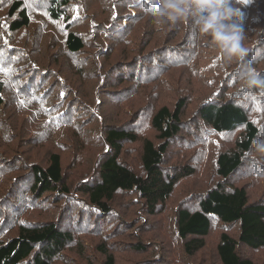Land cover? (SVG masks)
Masks as SVG:
<instances>
[{"label":"trees","instance_id":"trees-1","mask_svg":"<svg viewBox=\"0 0 264 264\" xmlns=\"http://www.w3.org/2000/svg\"><path fill=\"white\" fill-rule=\"evenodd\" d=\"M78 1L80 0H13L7 11L9 17L7 29L10 33H16L31 24L30 3L46 10L50 22L64 23L63 28L66 31L64 51L67 56L75 62L79 55L87 53L88 58L93 59V64L98 66L96 70L100 72L101 85L113 81L107 73L103 74L102 68L105 67L100 64L102 60L109 63L111 69L113 67L111 75L115 74L116 77L112 76L115 82L128 81L137 87L143 86L145 82L157 81L160 73L170 74L176 68H187L195 73V69L198 71L203 67L201 46L210 47L212 39L210 35L195 29L191 20L163 24L167 25L166 28H172L174 32L169 30L165 36H161L160 30L155 31L158 24L148 13L153 0H83L84 9L78 5ZM93 4L98 9L95 10ZM70 7L73 13H68L67 9ZM239 7L244 13L242 44L247 52L241 57L228 58L224 53L222 57L219 55L216 57L224 58L220 63L212 64L219 69L213 72L215 69L211 68V72L218 76L215 80L217 86L215 85L212 94H202L198 97V101L202 100V102L198 103L196 110L197 116L217 133H230L243 129L234 147L222 151L217 156L216 170L222 180H230L244 166L247 158L255 151L256 142L260 141L264 134V98H261L263 96L257 92L260 90L259 93L264 95V89L244 90L247 84L241 77L234 81L225 80L228 67L232 71L243 73L251 66L264 76V0H244ZM82 11H86L83 20L77 17L83 13ZM143 24H145L146 39L142 45L147 48V54L144 55L139 50L135 53L136 56L132 57L133 59L128 61L123 59V64H115L117 60L127 58L138 48L134 43L141 39L139 26ZM74 26L87 27L88 37L85 38L82 31L73 29ZM218 51L222 50L219 48ZM35 52V49H30L24 54L23 59H27L24 65L26 68L31 67L28 68L31 71L19 81L17 79L19 73H11L9 68L15 67L20 54L13 50L12 41H6L0 53V109L8 105L11 77L14 78V83L21 93L36 101L29 96L31 92L27 87L33 86L34 82L37 83L35 77L42 76L39 78L41 87L37 88V94L43 99L41 103L37 101L39 105H46L48 102L46 96L51 92L47 93L48 91L45 92L44 89L51 79H55L53 91L61 90L64 78L61 77L57 82L56 79L63 75L65 69L64 65L60 67L59 53H57L58 57L52 58L46 53L37 54L49 58L51 65L47 69L34 59ZM85 60L87 61H83L80 65L83 74L88 64L86 57ZM132 65H134L132 72L127 73L125 69ZM208 65L203 69L208 68ZM44 69H47L46 74L43 72L40 74L39 71ZM65 84L67 85L66 79ZM230 89H236L234 92L249 91L246 95L249 94L251 98L247 101L244 95L238 92L237 97L231 99ZM71 92H66L70 101L80 102L79 96L75 95L74 91ZM122 93L125 91L116 92L117 95ZM255 100L253 104H258L254 106L257 110H253L252 107L247 109L244 103ZM189 101L188 97H180L173 109L170 105L164 104L155 110L151 119V128L155 130L159 142L147 137L141 140L138 137L139 130L136 128L129 130L118 124L106 123L102 136L107 144V152L93 166V169L96 168L94 175L82 179L78 186H74L75 190L72 188L73 182L68 183L67 170L58 151L49 152L45 165L23 163L21 159L14 160V171H17V174L11 178L13 182L9 184V192L5 191L8 183L0 189L1 206L6 208L8 205L11 207L24 204L33 207L34 210L45 211L50 204H53V212L58 211L59 216L54 219L49 213L42 219L16 220L11 223L3 220L4 213L0 215V264H54L62 256L68 255L67 253H73L71 250L79 252V247L82 245L80 236L91 234L102 236L103 230L97 231L99 228L95 225L99 222L104 223L110 215L116 213V195L121 192H133L139 195L151 211H155L159 204L166 203L173 195L178 180L184 177L183 175L193 173L191 167L178 174H170L163 169L172 141L179 136L185 125L182 116L191 103ZM52 102V105L48 106L50 116L57 124L65 122L66 113L57 109L53 100ZM192 102L194 103L195 100ZM73 108L75 106H72ZM98 116L99 119H103V115L98 114ZM103 122H106V118ZM14 126L12 122L6 123L2 125L0 131L8 132L10 129L12 132ZM77 133L82 134L81 131ZM136 142H142L139 155L142 172H137L123 160L127 155L125 144ZM3 167L0 161L1 172L4 171ZM4 179V177L0 178L1 181ZM71 206L77 209L78 213L86 210L91 215L87 220H82L79 215L69 218L68 211ZM175 213L179 238L184 240L189 238L185 243V249L189 254H195L205 246L204 238L210 234L215 219L223 225L237 224L240 230L238 240L227 232L221 234L218 254L222 264H255L252 259L240 255L239 245L254 250L264 248V202H250L245 186H229L219 182L204 194L196 207L176 208ZM69 219L74 221L69 224ZM88 223L92 227L88 226ZM7 228L16 231L13 236L3 238L4 230ZM98 250L105 255L104 264H117L114 254L109 251L106 243L100 244Z\"/></svg>","mask_w":264,"mask_h":264},{"label":"rangeland","instance_id":"rangeland-1","mask_svg":"<svg viewBox=\"0 0 264 264\" xmlns=\"http://www.w3.org/2000/svg\"><path fill=\"white\" fill-rule=\"evenodd\" d=\"M12 1L0 0V53L6 41H12L13 50L20 54L15 67L10 66L9 68L11 73H19L20 76L17 79L20 81L31 71L28 69L31 67L26 68L24 65L27 59H23L24 54L30 49L36 50L33 53L34 59L47 69L51 65L49 58L37 54L46 53L52 58L58 57L57 53H59L60 67L64 65L65 71H61L63 75L56 79L57 82L61 80V77L64 78L60 91H53L55 79H51L46 84L45 92L46 90L47 93L51 92L49 96H46L47 106L37 103V101L39 103L43 101L42 97L40 98L37 94V88L41 87L39 78L42 76L35 77L34 80H37V83L34 82L33 86L27 87L31 92L29 96L36 101H32L21 93L14 83V78H10L12 82L8 89V105L0 109V128L11 122L15 126L12 132L10 129L8 132L0 131V161L4 166V171H0L2 173L0 178H5L3 181L0 180V189L8 183L5 191L9 192V184L13 182L11 178L17 174V171H14V160L21 159L23 163L45 165L49 152L58 151L62 155L63 164L67 170L68 183L73 182L72 188L75 190L74 186H78L82 179L94 175L96 168L93 169V166L107 152V144L102 136L106 123L118 124L129 130L136 128L139 130L138 137L141 140L147 137L159 142L155 130L151 128V119L155 110L164 104L170 105L173 109L177 100L184 96L190 98L189 102H191L182 116L185 125L179 136L172 141L163 163V169L167 173L178 174L187 167H191L193 173L183 175L184 177H181L175 185L171 198L166 203L159 204L155 211H151L144 199L133 192L117 194L116 213L110 215L104 223L99 222L95 225L99 228L97 231L103 230L102 236L99 237L97 234L80 236L79 240L82 245L79 247V252L71 250L73 253H67L68 255L62 256L54 264H104L105 255L98 250V246L105 243L109 246V251L114 254L117 264H222L218 254L221 234L227 232L238 240L239 226L237 224L223 225L215 219L210 234L204 238L205 246L195 254H189L185 249V243L189 238L185 240L179 238L175 210L176 208L196 207L204 194L219 182L229 186H245L250 202H264V153L255 150L230 180H222L216 170L217 156L222 151L234 147L243 129L230 133H217L196 114L198 103L202 102V100L198 101V97L202 94H212L215 91V80L218 76L211 72V68L212 64H218L224 59L216 58L218 55L222 57L223 52L218 51L219 47L212 41L208 48L201 46L203 67L209 64L208 68L201 67L198 71L195 69V73L187 68H176L170 74L160 73L157 81L145 82L139 87L128 81L117 80L115 82L113 78L116 77L115 74L111 75L113 67L111 69L110 64L102 60L100 64L105 67L102 68L103 74L107 73L113 81L110 84L108 82L107 85H101V75L96 70L98 66L93 64V59L88 58L87 53L82 54L88 59L84 74L80 65L83 61H87L85 57L79 55V58L73 62L71 57L67 56L64 51V33H66L63 28L64 23L50 22L46 10L30 3L31 24L16 33H10L7 29L9 25L7 11ZM78 5L85 8L83 0L78 1ZM93 7L95 10L98 9L95 4ZM67 10L68 13H73L72 7ZM82 12L77 17L83 20L86 17L84 15L86 11ZM144 25L139 26L140 41L134 43L138 48L127 58L117 60L115 64H123V59H127L126 61L133 59L132 57L136 56L135 53L139 50L140 53L147 54V48L142 45L146 39ZM166 27L167 25L163 24L156 25L155 31L160 30L159 35L161 36H165L169 30L174 32L172 28ZM73 29L78 32L82 31L83 36L88 37L87 27L74 26ZM137 61L138 59L135 60ZM40 65L39 68H41ZM133 66L125 69L127 73L132 72ZM213 68L215 69L213 72L219 70L215 66ZM47 69L39 71L40 74L42 72L46 74ZM103 74L102 77H104ZM225 75V80L234 81L241 77L242 72L232 71L228 67ZM246 88L249 87H245L244 90ZM235 90L230 89L231 99H235L238 92L244 95L247 101L251 98L249 94L246 95L249 91L245 93V91L234 92ZM67 91L69 93L74 91L75 95L79 96L80 102L74 100L72 103L66 95ZM120 91H125V93L117 95L116 92L121 93ZM259 91H257L258 94L264 98ZM41 92L43 93V90ZM52 100L57 109L66 113L65 122L57 124L50 116L48 106L52 105ZM193 100H195L194 103ZM254 102L256 100L244 104L247 109L252 107L253 110H257L254 107L257 103L253 104ZM72 106L75 108L72 109ZM98 114L103 115V119H99ZM104 118H106L105 123ZM80 131L81 135L77 133ZM261 140H264V134ZM141 144L142 142L125 144L127 155L123 160L137 172H142L139 159ZM0 207V215L4 213L5 216L3 220L11 223L16 220L42 219L49 213L54 219L59 216L58 211L53 212V204H50L45 211L34 210L33 207L24 204L11 207L8 205L4 208L0 203ZM68 214L69 218L79 215L83 218L82 220H87L91 215L86 210L78 213V210L73 209L72 206ZM73 221L74 219H69V224ZM87 225L92 227L89 223ZM4 231L5 236L2 237L6 238L13 236L16 230L7 228ZM136 242L138 244H135ZM134 244L137 246L136 249ZM238 250L242 257L252 259L255 264H264V248L254 250L239 245Z\"/></svg>","mask_w":264,"mask_h":264},{"label":"clouds","instance_id":"clouds-1","mask_svg":"<svg viewBox=\"0 0 264 264\" xmlns=\"http://www.w3.org/2000/svg\"><path fill=\"white\" fill-rule=\"evenodd\" d=\"M244 0H153L148 13L158 25L191 20L195 29L211 36L213 43L228 57H241L243 47L244 13L239 4ZM241 78L247 87L264 89V76L251 66ZM255 150L264 153V140L257 141Z\"/></svg>","mask_w":264,"mask_h":264},{"label":"snow or ice","instance_id":"snow-or-ice-1","mask_svg":"<svg viewBox=\"0 0 264 264\" xmlns=\"http://www.w3.org/2000/svg\"><path fill=\"white\" fill-rule=\"evenodd\" d=\"M63 95V94H62Z\"/></svg>","mask_w":264,"mask_h":264}]
</instances>
